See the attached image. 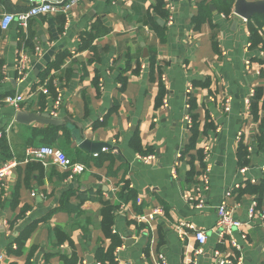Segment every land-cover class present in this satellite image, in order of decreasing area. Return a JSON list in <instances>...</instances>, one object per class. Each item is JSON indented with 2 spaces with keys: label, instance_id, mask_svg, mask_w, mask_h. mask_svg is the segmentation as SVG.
I'll list each match as a JSON object with an SVG mask.
<instances>
[{
  "label": "crops",
  "instance_id": "crops-1",
  "mask_svg": "<svg viewBox=\"0 0 264 264\" xmlns=\"http://www.w3.org/2000/svg\"><path fill=\"white\" fill-rule=\"evenodd\" d=\"M161 1L156 9L158 0H79L66 13L34 16L25 30L16 21L0 27V98H23L0 106V165L14 163L0 184V264H96L97 250L110 243L101 226L102 200L118 206L112 224L122 240L118 264H215V251L230 259L226 264H264V227L247 218L252 202L264 208L261 99L258 119L250 114L255 89L264 93L263 50L250 45L233 6L225 15L209 0ZM202 1L211 17L194 28ZM165 2L173 6L172 25ZM28 7L26 0H0V18ZM21 48L28 69L18 78ZM17 111L72 123L57 125L48 142L35 129L50 125L20 123ZM193 122L195 145L185 150ZM75 123L85 139L107 146L79 147L71 134ZM42 144L57 145L85 170L72 174L51 158L29 160L26 149ZM146 155L153 158L143 161ZM206 164L209 185L197 208L184 194L194 193ZM223 201L242 223L232 232L239 248L215 228ZM155 207L161 214L141 221ZM180 221L194 228L180 232ZM196 229L206 234L198 256Z\"/></svg>",
  "mask_w": 264,
  "mask_h": 264
},
{
  "label": "built area",
  "instance_id": "built-area-1",
  "mask_svg": "<svg viewBox=\"0 0 264 264\" xmlns=\"http://www.w3.org/2000/svg\"><path fill=\"white\" fill-rule=\"evenodd\" d=\"M28 2V9L23 11H18L16 13H4L0 18V27L2 29H7L12 22H17V24L22 28L26 29L28 26V22L34 16L39 14H48V13H56V12H68L71 7L77 3L79 0H26ZM165 7L169 13L168 15V25H172L174 22V18L172 15L173 6L169 2H165ZM242 23H246L247 20L245 18H239ZM25 40V37H24ZM23 47V46H22ZM37 50V49H35ZM28 53L21 48L16 57V72L18 78H22L25 75V71L28 69ZM250 61L246 60L245 64L249 65ZM44 93L47 92L46 89L43 90ZM23 98L21 95H5L0 98V106L2 105H14L17 106ZM61 103L60 95L56 94L54 98V106L58 107ZM229 109L228 101L225 104V110ZM188 119V118H187ZM189 120V119H188ZM27 158L31 161H44L47 158H51L52 161L63 169L69 170L72 174L81 173L85 170V166L82 163L73 162L65 152L58 147L57 145L50 144H42L38 146H29L26 149ZM180 152L177 153V157H180ZM209 149L207 147L203 148V162L208 160ZM152 155H146L142 157L143 161H148L152 159ZM13 162H7L0 165V184H4L5 180L9 176L10 168L13 166ZM264 168V166H263ZM246 168H241V172H245ZM172 176L176 177V173L172 170ZM209 185V165L206 164L204 169L202 170L199 176V182L194 186V193L192 194H184V197L188 202L192 203L195 207L201 208L204 206L205 197L204 193L208 189ZM230 189L226 191L225 195L229 196ZM162 210L159 207H155L150 210L148 213L140 216L141 221H150L155 216L160 215ZM217 219L215 222V228L219 230L220 235L227 234L230 238V244L239 248L238 242L233 237V230L239 229L242 226L241 221L233 217V210L227 206V203L223 201L216 207ZM247 218L249 221L253 222L254 220L260 221L261 226L264 227V208H257V203L252 202L247 210ZM182 227L194 228L191 223L180 221L175 228L183 232ZM184 233V232H183ZM196 246L194 247V255L198 256L203 253V244L206 241V234L201 229H196L194 232ZM182 238V235H180ZM120 247L118 246L115 249V252L118 255V251ZM162 258V255H160ZM118 260V258H117ZM230 259L227 256L221 255L217 251H215V264H226L229 263ZM183 264H197L196 259H190L184 262Z\"/></svg>",
  "mask_w": 264,
  "mask_h": 264
},
{
  "label": "trees",
  "instance_id": "trees-1",
  "mask_svg": "<svg viewBox=\"0 0 264 264\" xmlns=\"http://www.w3.org/2000/svg\"><path fill=\"white\" fill-rule=\"evenodd\" d=\"M209 2L213 6L214 10H216L218 13H223L227 15L231 12L234 0H209ZM161 6H162V1L158 0L156 9H160ZM210 17H211V11L208 8V3H206L205 1L200 2L198 4V12L192 18L194 28H198L202 23L210 19ZM246 24H247L248 31H249L248 39H249L250 45L260 46L264 53V29H263L264 14H254L250 19L247 20ZM261 61L264 62V56ZM56 65L57 64L50 65L49 67L56 66ZM48 88L51 91V94L53 95L55 92L50 82L48 83ZM259 99L262 100L261 108L264 109V93H263L262 87H258L255 89V94L253 95L250 101V114L256 120L259 117L258 115V100ZM197 127H198L197 123L193 122L191 125V136L188 141V144H186L185 146V150H189L195 145V138L197 136ZM260 127L262 131L261 136L263 137V128H264L263 118L260 119ZM58 129L59 128L57 126L50 125V126L45 127L44 129H35V130L39 132H43L42 133L43 137L46 136V137L51 138V139H48V142H52L55 140ZM238 149H239L240 159L246 160L244 147L242 145H239ZM198 156L199 157L201 156V151L197 152V157ZM117 208L118 206L114 205L109 200H102V208L100 210L101 226H102V231L105 237L109 239L110 243L106 249L99 248L97 250L96 264H118V261L116 259L115 249L121 245L122 240L120 239V236L114 233V230L112 229L113 218H114L115 212L117 211Z\"/></svg>",
  "mask_w": 264,
  "mask_h": 264
},
{
  "label": "water",
  "instance_id": "water-1",
  "mask_svg": "<svg viewBox=\"0 0 264 264\" xmlns=\"http://www.w3.org/2000/svg\"><path fill=\"white\" fill-rule=\"evenodd\" d=\"M233 12L238 17L250 19L254 14H264V0H234ZM15 120L20 123L29 124L32 122H38L40 124L48 125H66L72 123L67 117H57L50 115L49 113H37V112H24L17 111ZM74 125V123H73ZM75 127L71 129V134L75 138L79 147L91 151L98 152L107 145L103 142H93L85 139L81 132V127L75 123Z\"/></svg>",
  "mask_w": 264,
  "mask_h": 264
},
{
  "label": "rangeland",
  "instance_id": "rangeland-1",
  "mask_svg": "<svg viewBox=\"0 0 264 264\" xmlns=\"http://www.w3.org/2000/svg\"><path fill=\"white\" fill-rule=\"evenodd\" d=\"M264 27V26H263Z\"/></svg>",
  "mask_w": 264,
  "mask_h": 264
}]
</instances>
